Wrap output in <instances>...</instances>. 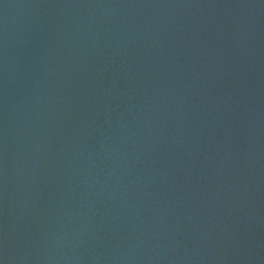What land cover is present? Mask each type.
<instances>
[{"label": "water", "instance_id": "water-1", "mask_svg": "<svg viewBox=\"0 0 264 264\" xmlns=\"http://www.w3.org/2000/svg\"><path fill=\"white\" fill-rule=\"evenodd\" d=\"M0 264H264V0H0Z\"/></svg>", "mask_w": 264, "mask_h": 264}]
</instances>
